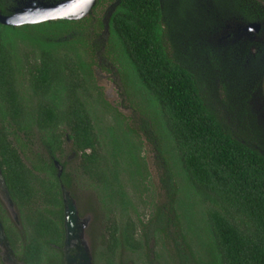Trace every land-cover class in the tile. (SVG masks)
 Segmentation results:
<instances>
[{
	"label": "trees",
	"instance_id": "1",
	"mask_svg": "<svg viewBox=\"0 0 264 264\" xmlns=\"http://www.w3.org/2000/svg\"><path fill=\"white\" fill-rule=\"evenodd\" d=\"M215 1L246 22L264 21L263 0ZM191 2L177 0L174 14L182 18ZM9 3L0 0L2 15H8ZM163 8L162 0H117L106 34L101 21L92 29L88 17L0 24V176L19 212L21 230L10 225L1 205L0 219L24 264H62L60 183L70 190V175L62 170L58 177L53 160L62 155L65 139L80 153L82 173L99 182L108 197L124 201L118 162L127 156L129 164H137L126 141L135 132L128 127L119 132L124 117L118 111L113 125L100 132L92 103L108 104L95 86L92 68L102 58L145 101L139 128L154 142L168 196L166 205L155 208L152 234L166 231L167 225L178 227L174 177L181 173L206 201L213 263L264 264V153L256 147L264 132L256 124L232 127L222 117L205 77L227 64L215 65L213 57L206 73L195 67L191 52L183 54L180 45L169 42ZM34 132L44 151L36 161L26 153ZM104 139L109 150L101 154ZM110 228L111 254L119 244L139 248L131 223L119 238L116 227ZM178 232L184 239L174 229L175 236Z\"/></svg>",
	"mask_w": 264,
	"mask_h": 264
},
{
	"label": "rangeland",
	"instance_id": "2",
	"mask_svg": "<svg viewBox=\"0 0 264 264\" xmlns=\"http://www.w3.org/2000/svg\"><path fill=\"white\" fill-rule=\"evenodd\" d=\"M17 1L11 14L27 5L60 0ZM116 1L95 0L83 18L90 19L92 29L95 23L101 21L104 25L101 33L106 34L107 19ZM176 1L162 0L164 27L169 42L172 40L174 44L180 45L183 54L191 52L190 56L196 61L195 67L200 66L205 73L209 58L214 57L215 65L226 63L225 69L213 68L208 72L209 76L205 77L207 92L222 117L232 127L240 128L244 123L250 126L256 124L264 132V25L258 32H244L243 26L250 22L236 17L227 7L217 5L215 0H192L191 9L179 19L174 14ZM261 5L264 7V0ZM105 61L109 60L100 59V63L92 68L95 86L108 104L106 108L99 102L92 103L97 125L104 134L105 127L113 125L114 111H118L124 117L119 132L126 127L135 132L126 141L134 150L137 164H129L127 156H122L118 162V182L124 201H119L118 197H108L99 182L82 173L80 153L73 149L69 139L63 141L62 155L56 160L61 166L64 164V170L72 179L70 193L66 191L76 215L71 231L86 252L88 264H214L215 250L204 217L206 201L190 187L181 173L174 177L176 199L179 201L178 227L167 225L166 231L152 234L150 225L155 208L166 205L168 196L160 183L162 171L154 142L139 128L144 119L141 109L145 101ZM104 65L108 68H104ZM91 95L95 96L93 91ZM104 140L106 143L103 144L101 154L109 150L107 140ZM261 141V147H256L264 153V138ZM26 143V153L30 159L36 161L35 158L44 156L35 132ZM0 205L7 210L9 222V216H15L16 210L14 205L11 207L1 178ZM17 214L19 216V212ZM129 223L133 225L134 238L139 242V248L133 250L119 244L111 254L108 249L110 226L116 227V236L119 238L120 232ZM161 224L166 227L165 223ZM174 229H179L184 239H181L179 232L175 236ZM177 249H181L182 253ZM0 250L5 264H14L2 243Z\"/></svg>",
	"mask_w": 264,
	"mask_h": 264
},
{
	"label": "water",
	"instance_id": "3",
	"mask_svg": "<svg viewBox=\"0 0 264 264\" xmlns=\"http://www.w3.org/2000/svg\"><path fill=\"white\" fill-rule=\"evenodd\" d=\"M94 2L95 0H91L90 4L88 3V0H60L54 3L39 2L37 4L27 5L26 7L21 8L13 14L2 15L0 13V24L21 26L25 24H36L40 22L58 19L78 20L86 16ZM262 25H264V22H250L243 26V30L244 32H258ZM54 166L57 169V175H60L62 166L56 160L54 161ZM62 190L64 207V226L65 231L67 233V239L72 235L71 227L73 219H75L76 215L73 203L70 200L68 193L64 189ZM8 199L12 207V201L9 197ZM14 214L15 216L13 217L16 219L17 213L15 212ZM2 235L3 231L0 224V236ZM87 257L88 256H86V252H84L83 264H88Z\"/></svg>",
	"mask_w": 264,
	"mask_h": 264
},
{
	"label": "flooded vegetation",
	"instance_id": "4",
	"mask_svg": "<svg viewBox=\"0 0 264 264\" xmlns=\"http://www.w3.org/2000/svg\"><path fill=\"white\" fill-rule=\"evenodd\" d=\"M9 2L10 3L7 7V10L9 11L8 14H11L12 10L15 8L18 1L17 0H9ZM263 9H264V7H263ZM54 161L55 160H53V163H54ZM62 170H64L63 167H62ZM62 170H61V172H62ZM56 171H57V169H56ZM57 176L60 177V175H57ZM71 184H72V179L70 176V187H71ZM3 187H4V184H3ZM4 189L6 190L5 187H4ZM62 189H64L65 191H67L69 193H70V190L66 189L65 186L62 183H60V191H61V197H62V202H63V193H62L63 190ZM6 192H7V190H6ZM7 196H8V194H7ZM12 204H13V202H12ZM14 207H15V205H14ZM4 210L7 213V210L6 209H4ZM15 210L17 213L16 207H15ZM62 210H63V241H62L61 247H59L61 252H62V264H66V263L67 264H83L84 263V251L81 248L80 244L77 243L76 238L72 234L69 238L66 239L67 233L65 231V226H64V207ZM9 217H10L9 218L10 225L12 227H14L15 229L21 230V225L19 223L18 214H17L16 219L11 217V216H9ZM0 224L2 227V231H3V235L0 236V243H2L5 246V248L7 249L8 253L11 257V260H12V262H14V264H16L17 262H19V264H24V261L22 260L21 252L15 254L14 250L12 249V247L10 245V242L7 240L6 235H5V231H4L5 228H4V225H3L1 219H0ZM65 261H67V262H65ZM5 263L6 262L4 260L3 253L0 250V264H5Z\"/></svg>",
	"mask_w": 264,
	"mask_h": 264
},
{
	"label": "clouds",
	"instance_id": "5",
	"mask_svg": "<svg viewBox=\"0 0 264 264\" xmlns=\"http://www.w3.org/2000/svg\"><path fill=\"white\" fill-rule=\"evenodd\" d=\"M88 3L90 4L91 3V0H88Z\"/></svg>",
	"mask_w": 264,
	"mask_h": 264
}]
</instances>
